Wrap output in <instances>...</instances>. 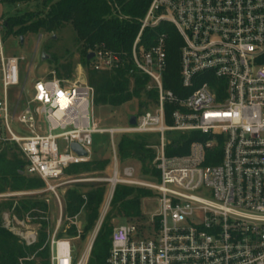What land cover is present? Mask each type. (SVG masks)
Segmentation results:
<instances>
[{"label": "built area", "instance_id": "built-area-1", "mask_svg": "<svg viewBox=\"0 0 264 264\" xmlns=\"http://www.w3.org/2000/svg\"><path fill=\"white\" fill-rule=\"evenodd\" d=\"M135 1L148 8L130 59L157 92L155 110L127 128H98L91 119L95 89L54 72L27 87L20 74L25 60L6 55L0 24V150L13 146L25 161L24 175L57 195L68 168L91 161L94 135L110 136L115 170L101 180L110 185L106 209L118 185L152 191L160 208L149 225L135 219L115 228L107 264H264V0ZM162 23L183 41V98L163 86L166 34L149 49L142 45L145 31ZM89 53L95 71L126 64L125 55L105 46ZM167 106L173 107L170 124ZM13 123L23 134L13 132ZM193 132L204 139L193 141L188 154H167L177 134ZM144 134L158 136L152 147L157 178L119 163L116 135ZM72 144L88 156L74 153ZM24 238L27 246L37 241ZM51 251L50 264L88 262L89 254L77 258L69 241L54 240Z\"/></svg>", "mask_w": 264, "mask_h": 264}, {"label": "trees", "instance_id": "trees-1", "mask_svg": "<svg viewBox=\"0 0 264 264\" xmlns=\"http://www.w3.org/2000/svg\"><path fill=\"white\" fill-rule=\"evenodd\" d=\"M38 1V0H37ZM43 12H27L23 16H11L4 20V31L8 36L25 38L28 34L46 32L54 34L65 25H71L76 40L83 46V65L87 68L88 84L95 89V106L122 107L133 100L139 101V115L146 112L151 105H156L157 92L150 87V78L137 70L131 61V52L136 37L140 31L139 20L145 15L148 4L135 0H42ZM27 0H0V3L20 4ZM110 3L117 4L121 11L115 15ZM166 34V49L168 53L167 67L163 78V86L178 97H186V91L181 85V48L182 38L176 28L168 23H162L156 29L146 30L142 45L146 49L155 45L157 37ZM96 46H105L108 50L125 55V65L110 72H99L91 69L87 61L89 51ZM66 73L69 67L64 66ZM64 74L59 73V79ZM191 92L189 91V94ZM188 94V93H187ZM144 99L143 102H140ZM173 107L167 106V118L170 124L169 113ZM152 135L122 136L118 145V156L121 163L134 161L141 167V174L145 177L159 176L153 167L156 151L149 144ZM199 134H177L167 148L169 156L188 154L189 146L198 138ZM109 161L96 160L73 165L66 171L67 175H81L83 173L104 172ZM25 168V161L13 146H3L0 150V193L32 192L43 190V182L37 178H28L21 172ZM24 172V171H23ZM89 191L80 193L77 189H69L65 194V215L76 217L85 210L87 225L85 231L95 227L99 219V211L105 202L108 193V184L97 183L89 186ZM152 191L136 187L118 185L112 202L110 212L99 230L95 240L88 264H107L111 252L112 228L109 225L115 217L127 220L142 218V202L152 197ZM35 198V196H33ZM34 198L2 199L0 202V264H50L51 251L48 223L40 221L41 229L37 243L27 246L4 226L2 214L13 211L15 216L23 218V214L37 217L36 211L46 212V207L36 203ZM17 201V204L16 202ZM16 205V206H15ZM76 237V228L72 227L68 233Z\"/></svg>", "mask_w": 264, "mask_h": 264}, {"label": "rangeland", "instance_id": "rangeland-1", "mask_svg": "<svg viewBox=\"0 0 264 264\" xmlns=\"http://www.w3.org/2000/svg\"><path fill=\"white\" fill-rule=\"evenodd\" d=\"M42 0H27L26 3L20 4H6L0 3V24H4V20L11 16H23L27 12H43ZM2 42H4L5 53L8 56H17L24 58L25 62L21 65L22 82L26 81L27 87L32 80H37L39 77H45L49 72H54L59 79V73L64 74V78L74 83L78 80L88 82L87 68L83 65V46L76 40V34L71 25H65L54 34L41 32L39 34H28L24 38V43L20 42V37L8 36L4 29L1 31ZM53 36L56 37L53 40ZM46 52L51 57V61H42V53ZM64 66L69 67V73L65 72ZM29 76H28V74ZM61 79V80H62ZM153 87L150 82L151 89ZM15 89L11 91V98H13ZM144 99L140 102H143ZM139 101L133 100L127 105L114 108L108 106H94L91 111V119L96 122L100 129L112 128H127L130 123L131 116L139 115ZM147 111H154L155 105L149 106ZM13 132L16 134H23V128L18 123L12 124ZM94 144L91 147V161L107 160L109 164L106 171L97 173H83L81 175H68L63 182L65 185L60 188L57 195L47 193L43 190H33L32 192H10L0 193V202L2 199L14 198H34L36 203L46 207V212L37 210V217L32 218L29 214H23V218L16 217L13 211H5L2 214L4 226L10 230L15 236L19 237L24 244L26 240L24 236L35 235L38 241L39 231L41 229L40 221L48 223L47 235H49V247L51 251V244L56 241H69L77 258H82L83 255L89 254L88 261L92 252V247L99 235L100 227L106 219L107 213L110 212V207H107L108 193L105 196L104 203L99 211V219L94 228L85 231L87 225V217H85V210L76 217H68L65 215V194L69 189L75 188L80 193L89 191L91 184L105 183L101 181L104 178H111L114 174V154L112 152V144L110 136L104 134L94 135ZM121 136L116 135L115 144L118 146ZM158 136L151 137L149 144L155 147L158 143ZM62 147V142L59 141ZM119 163L123 167L133 166L138 171L141 170L137 162L129 161ZM107 184V183H105ZM110 185H108V192ZM17 204V201H15ZM16 206V205H15ZM159 200L154 197H148L142 202V218L136 219L140 224L149 225L154 215L159 211ZM133 220L124 218H113L110 222L112 228V235L115 228L120 225L130 223ZM76 228V237H71L67 233L72 228ZM111 235V237H112ZM36 241V243H37ZM35 244V243H34ZM27 245V244H26ZM91 251H90V250ZM52 254V251H51ZM51 261V259H50ZM88 264V262H87Z\"/></svg>", "mask_w": 264, "mask_h": 264}, {"label": "water", "instance_id": "water-1", "mask_svg": "<svg viewBox=\"0 0 264 264\" xmlns=\"http://www.w3.org/2000/svg\"><path fill=\"white\" fill-rule=\"evenodd\" d=\"M52 39L55 40L56 37L53 36ZM20 42L24 43V38L23 37H20ZM87 56H88L87 57V61L91 62L95 55H94V53H89ZM41 57H42V61L44 63H45V61H51L52 60V57L46 52H43ZM129 119H130V124L131 125H135L136 124V121H137L136 116H131ZM71 150L74 153H76L77 155H79V156H84V157L88 156V153H86V151H84L81 147L77 146L76 144H72L71 145ZM21 174L24 175V172L22 171Z\"/></svg>", "mask_w": 264, "mask_h": 264}, {"label": "bare ground", "instance_id": "bare-ground-1", "mask_svg": "<svg viewBox=\"0 0 264 264\" xmlns=\"http://www.w3.org/2000/svg\"><path fill=\"white\" fill-rule=\"evenodd\" d=\"M90 250V249H89ZM91 251V250H90Z\"/></svg>", "mask_w": 264, "mask_h": 264}]
</instances>
